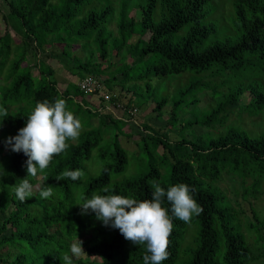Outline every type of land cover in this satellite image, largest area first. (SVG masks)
Returning a JSON list of instances; mask_svg holds the SVG:
<instances>
[{"label": "trees", "instance_id": "trees-1", "mask_svg": "<svg viewBox=\"0 0 264 264\" xmlns=\"http://www.w3.org/2000/svg\"><path fill=\"white\" fill-rule=\"evenodd\" d=\"M1 1L7 11L0 9L5 28L0 36V108L7 109L8 117L0 115V264H63L59 257L71 255L70 245L78 238L87 255L73 257V264H144L143 256L150 255L146 245H133L94 213L81 215L75 205L93 193L151 199L152 179L165 190L177 183L189 185L203 208L192 217L197 235L183 261L180 248L188 223L173 218L170 255L161 264H218V254L220 264H264V216L252 210L244 222L243 211L219 187L228 179L233 196L245 202L264 193V126L246 130L231 119L244 114L256 118L264 112V0H222L225 11L232 9L233 28L223 27L217 17L208 20L205 6L212 0ZM14 38L19 40L15 46ZM35 51L79 77L78 82L93 77L103 88L87 96L77 82L61 91L49 65L40 66L35 79L31 65H22L27 57L39 56ZM171 76H179L184 86L173 100L154 103L147 97L145 108L150 101L155 106L150 117L142 115L137 151L128 152L119 141L127 120L118 117H130L132 109L136 115L142 111L133 103L138 88L149 92L153 78ZM104 94L123 110L104 111ZM202 94L211 100L205 110L198 108ZM58 98L86 129L69 141L66 154L54 156L43 172L28 178V157L8 150L4 141L26 126L37 102ZM170 102L165 124L152 125L149 118H163ZM192 109L200 115L192 118ZM103 143L109 149L99 158L110 154L111 159L98 175L57 180L65 170L82 171ZM137 152L146 171L113 180L131 158L139 162ZM26 178L34 187L33 197L21 203L11 187ZM48 186L53 196L40 198L39 192ZM163 206L171 217V205ZM247 234L253 236L252 244Z\"/></svg>", "mask_w": 264, "mask_h": 264}, {"label": "clouds", "instance_id": "clouds-1", "mask_svg": "<svg viewBox=\"0 0 264 264\" xmlns=\"http://www.w3.org/2000/svg\"><path fill=\"white\" fill-rule=\"evenodd\" d=\"M0 115L8 117V111L0 108ZM3 125L0 124V128ZM81 121L70 110H66V101L57 99L50 103L48 100L37 102L32 113L27 117L26 126L19 129L16 136H9L5 147L14 153H23L28 157L26 170L29 177H36L38 170L43 172L52 162L54 156L66 154L69 141H76L81 132ZM83 172L77 170L63 171L57 180L70 178L72 181L82 179ZM20 180L12 186L17 200L25 203L33 197L34 187L29 179ZM151 199L137 200L121 195H98L93 193L91 198H83L78 206L81 215L95 214L105 227L118 229L125 240L135 246L146 245L147 253L143 256L144 264H161L169 258L170 236L173 232V218L189 223L193 217L199 216L203 208L194 198V188L184 183H177L165 190L156 179L149 180ZM109 192L108 187L102 189ZM40 198L48 199L53 196V187L48 186L39 192ZM171 205L169 209L163 205ZM70 253H63L59 258L63 264H73V257L79 259L87 255L83 241L79 238L70 245Z\"/></svg>", "mask_w": 264, "mask_h": 264}, {"label": "rangeland", "instance_id": "rangeland-1", "mask_svg": "<svg viewBox=\"0 0 264 264\" xmlns=\"http://www.w3.org/2000/svg\"><path fill=\"white\" fill-rule=\"evenodd\" d=\"M222 0H212L208 5L205 6V11L207 13L208 16V20L211 21L212 18L217 17L219 18V20H221L223 27H227L229 26L230 28H233V23H232V9H228V10H224V8L227 6L225 5L223 7V5L221 4ZM221 4V6H220ZM231 6V5H230ZM0 9L3 10L4 12L7 11L6 7L4 6L3 2L0 0ZM159 9V7H158ZM136 13V11H135ZM140 15H138V13H136V19H139ZM221 18V19H220ZM205 24H208V21L205 22ZM111 29H115V24L112 23L110 25ZM4 24L2 19L0 18V36H2L4 34ZM184 30H182L183 32ZM12 34V33H11ZM13 36V34H12ZM19 43V40L17 38H14V43L13 46H15V44ZM77 47H74V50H76ZM35 54H39V56H29L27 57L26 61L22 64L23 66L26 65H31L32 67V75L35 79H39V74L41 72L40 66L42 65H49L53 70H54V77L57 81V86L58 88L62 91L64 89H66V86L69 83L72 84H77L79 77L77 76H72L71 74H69L66 70H64L55 60H44L43 58H45V56L43 54H40L39 52L35 51ZM17 58V55L12 57L11 59H9V61H15V59ZM46 59V58H45ZM118 63V62H116ZM35 66V67H34ZM8 68V66H6V69ZM22 72V71H21ZM25 72V71H23ZM120 76H118L119 78ZM179 76H171V77H167V78H153L151 81V88L150 91L147 92L145 91V88L140 90L139 88L136 90V94L133 98V103L138 105L142 111L139 110L138 114L136 115L135 119H130L128 116H123L124 118H126L127 122L125 125L122 126V131L125 133L124 135L119 137V141L121 146L126 149L128 152H135L137 151V142L139 141V136L137 131L140 129V126L143 124L142 121V115L143 116H149L150 117V113L152 112L153 107L155 106L154 103H156L158 100H160L161 98H168L169 100H173L175 98V94L180 90V88H182L184 85L181 84V79L178 78ZM183 81V79H182ZM139 85H142V83H139ZM119 93H117L118 95ZM150 97L152 101H150V103H148L147 108H145V102L147 100V97ZM87 97V101H88ZM198 98L200 99V103L198 104V108L200 110H205L207 105H209L210 103V96L208 94H202L199 95ZM244 102L246 101V96H244ZM149 102V101H148ZM171 108V102L168 103V105L164 108L163 112V118L156 120L157 118L153 117L149 118L150 123H152V125H156L157 126H162L165 124V121L168 119L169 117V110ZM191 116L193 118V116L200 115V111H195L194 109L191 110ZM231 119H235L236 123L238 125H242L243 128H245L246 130H251V131H258L260 130V128H263L264 126V112L263 114L259 115L258 117H248L245 114L241 116L240 119H237V116H232ZM93 122V126H97L98 125V121L96 119L92 120ZM84 124V123H82ZM85 125H82L81 131L85 130L86 128H84ZM92 126V127H93ZM154 127V126H153ZM197 132H201L200 130H197ZM191 133L190 130L186 131L185 134L189 135ZM112 132H109V136L108 138H111ZM171 140H175L176 139V135H174L173 133L170 134ZM109 143V142H108ZM109 149V147L107 146V144L103 143L102 147L99 148H95L92 153H91V157L88 161L84 162V168L82 170L83 172V179H87L88 176L92 177V176H96L99 174V172L101 171L102 167L104 164H108L110 159L109 155L110 154H106L104 160H101L99 158V155L101 153V151H105L107 152V150ZM138 156V160L139 162L136 160L135 158H131L128 162V165L126 166V169L118 174V175H112V179L113 180H118V179H123L125 177H132V176H136L139 175L141 173H144L146 171V162L143 161V157L141 155L140 152H137L136 154ZM234 187L240 191V186L236 183H233ZM219 187L222 190H225L228 197L233 201L234 203V207L238 210H242L243 214L240 215L241 219H250V217L252 216V210L255 211V213L258 214V216L260 218H262L264 216V193L258 195L255 199L249 198L250 201L245 202L243 201V199H241L240 197L235 198L233 196V193L231 191L230 188V183L228 182V179L224 178L223 181L219 184ZM264 191V189H263ZM236 200V201H235ZM236 203H238V205H236ZM239 211V210H238ZM244 221V220H243ZM245 222V221H244ZM198 228H196L193 224V220L191 219V221L188 223V229L185 232L183 239H182V244H181V248H180V257H181V261L185 260L186 257L188 256V252L191 248L194 247V238L197 235L195 233V231ZM248 240L249 242L252 244L254 242V238L251 235H248ZM216 261L218 262V264H220V259H221V255L218 254L216 255Z\"/></svg>", "mask_w": 264, "mask_h": 264}, {"label": "built area", "instance_id": "built-area-1", "mask_svg": "<svg viewBox=\"0 0 264 264\" xmlns=\"http://www.w3.org/2000/svg\"><path fill=\"white\" fill-rule=\"evenodd\" d=\"M78 87H79L80 91L84 95H87V96L95 95V93L97 91H99L103 88L101 83L93 77H84L82 80H80L78 82ZM103 101L105 102L104 111L114 113L116 110H121V111L123 110L121 104H115V103L111 102L109 95L104 94L103 95ZM110 102H111V104H110ZM136 113H137V110H135V109H132L131 111H129V113H128V115L130 116L129 118L134 119V117L136 116ZM123 116L125 117V114ZM123 116L118 117V118L122 119V118H124Z\"/></svg>", "mask_w": 264, "mask_h": 264}]
</instances>
